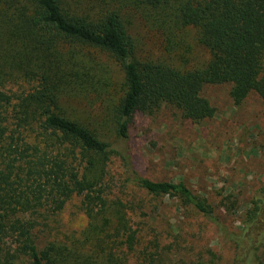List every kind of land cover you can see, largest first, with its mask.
Wrapping results in <instances>:
<instances>
[{
    "label": "trees",
    "instance_id": "1",
    "mask_svg": "<svg viewBox=\"0 0 264 264\" xmlns=\"http://www.w3.org/2000/svg\"><path fill=\"white\" fill-rule=\"evenodd\" d=\"M144 12L182 65L137 58L126 16ZM199 50L207 58L194 63ZM263 58L264 0H0V264H125L139 242L130 222L139 206L103 198L112 157L136 188L217 223L182 182L139 176L122 144L136 113L162 105L194 123L211 118L205 85L229 84L235 106L257 95L264 118ZM73 196L88 220L81 238L39 246L37 226ZM241 224L230 264H264V184Z\"/></svg>",
    "mask_w": 264,
    "mask_h": 264
},
{
    "label": "rangeland",
    "instance_id": "2",
    "mask_svg": "<svg viewBox=\"0 0 264 264\" xmlns=\"http://www.w3.org/2000/svg\"><path fill=\"white\" fill-rule=\"evenodd\" d=\"M126 19L131 23L137 58L182 65L164 52V38L147 13H129ZM194 56V63L207 58L200 50ZM262 62L264 66V58ZM229 88V84L203 87L201 96L214 108V114L198 123L169 105L152 114L134 115L122 144L130 167L152 181L182 182L207 201L217 223L175 198L152 197L136 188L127 182V172L118 157H112L105 169L103 198L139 206L130 214L139 242L127 254L125 264H191L211 258L214 264L232 261L229 237L241 230L244 211L264 184V118L257 95L250 94L235 106ZM63 107L82 113L78 102L65 101ZM68 201L58 214L39 220L35 229L39 246L46 241L69 244L71 238H81L88 223L79 209L81 197ZM149 241H156L158 247ZM119 251L118 255L125 253V247ZM150 254H160L161 258L150 262Z\"/></svg>",
    "mask_w": 264,
    "mask_h": 264
}]
</instances>
